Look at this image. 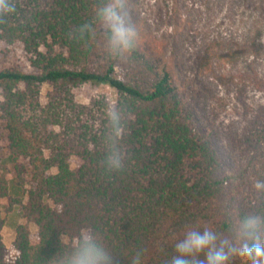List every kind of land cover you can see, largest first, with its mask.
Instances as JSON below:
<instances>
[{
  "label": "trees",
  "instance_id": "obj_1",
  "mask_svg": "<svg viewBox=\"0 0 264 264\" xmlns=\"http://www.w3.org/2000/svg\"><path fill=\"white\" fill-rule=\"evenodd\" d=\"M14 3L15 12L0 23V42L21 47L36 73L0 71V124L13 181L28 186L26 202L16 201L24 223L15 229L12 259L0 213V264H48L62 251L61 237L71 247L83 229L102 240L114 264H130L139 249L143 264H164L192 227H210L235 241L237 220L264 210V196L253 188L264 180V102L242 103V129L225 147L138 21L132 20L139 32L135 49L110 58L100 32L87 47L69 38L93 18L99 0ZM210 58L206 53V65ZM257 82L264 93V81ZM85 84L114 89L125 109L126 166L119 173H106L101 163L109 102L78 103L74 90ZM43 86L49 87L44 104ZM72 158L80 161L75 169ZM8 196L0 175V200Z\"/></svg>",
  "mask_w": 264,
  "mask_h": 264
},
{
  "label": "rangeland",
  "instance_id": "obj_2",
  "mask_svg": "<svg viewBox=\"0 0 264 264\" xmlns=\"http://www.w3.org/2000/svg\"><path fill=\"white\" fill-rule=\"evenodd\" d=\"M129 9L154 50L173 67L177 82L206 118L216 140L228 147L231 133L243 126L242 103L264 102L257 82L264 81V0H129ZM206 53L211 56L207 65ZM13 67L36 73L21 47L0 42V71ZM48 89H41L42 104ZM74 96L83 105L101 97L108 102L117 99L114 89L92 84L75 89ZM79 164L78 159H71L72 169ZM0 175L8 181L9 196L0 200V213L4 219L3 242L8 259H12L16 255L12 247L15 229L24 223L16 201L26 202L28 186L14 184L1 124ZM30 229L31 243L35 244L37 228L31 225Z\"/></svg>",
  "mask_w": 264,
  "mask_h": 264
},
{
  "label": "clouds",
  "instance_id": "obj_3",
  "mask_svg": "<svg viewBox=\"0 0 264 264\" xmlns=\"http://www.w3.org/2000/svg\"><path fill=\"white\" fill-rule=\"evenodd\" d=\"M15 10L14 0H0V23ZM98 32L110 58H123L135 49L139 32L131 18L129 0H99L93 18L73 29L69 38L87 47L96 40ZM125 116L119 100L109 102L105 109V155L101 162L109 174L119 173L126 166V155L121 146L126 133ZM253 188L264 196V180H257ZM235 232L234 241L210 227L189 228L177 239L174 254L164 264H232L234 258H239L242 264H264V210L249 212L239 218ZM61 243L62 251L48 264H114L112 252L90 229L81 230L71 247L64 235ZM144 253V249L137 250L130 264H143Z\"/></svg>",
  "mask_w": 264,
  "mask_h": 264
}]
</instances>
